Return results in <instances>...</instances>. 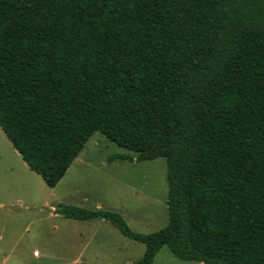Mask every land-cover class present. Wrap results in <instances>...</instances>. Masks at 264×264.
Segmentation results:
<instances>
[{"label":"trees","instance_id":"16d2710c","mask_svg":"<svg viewBox=\"0 0 264 264\" xmlns=\"http://www.w3.org/2000/svg\"><path fill=\"white\" fill-rule=\"evenodd\" d=\"M0 127L55 187L95 130L164 156L169 219L60 203L203 264H264V0H0Z\"/></svg>","mask_w":264,"mask_h":264},{"label":"rangeland","instance_id":"374dc122","mask_svg":"<svg viewBox=\"0 0 264 264\" xmlns=\"http://www.w3.org/2000/svg\"><path fill=\"white\" fill-rule=\"evenodd\" d=\"M137 152L95 130L55 187L31 170L0 127V264H132L143 243L105 219L64 217L60 203L120 212L138 232L169 219L164 156L138 161ZM38 251V253H36ZM153 264H203L164 246Z\"/></svg>","mask_w":264,"mask_h":264},{"label":"crops","instance_id":"0c3cea01","mask_svg":"<svg viewBox=\"0 0 264 264\" xmlns=\"http://www.w3.org/2000/svg\"><path fill=\"white\" fill-rule=\"evenodd\" d=\"M2 129V128H1ZM2 131H3V129H2ZM3 133L5 134V132L3 131ZM6 135V134H5ZM17 151V150H16ZM18 152V151H17ZM19 153V152H18Z\"/></svg>","mask_w":264,"mask_h":264},{"label":"built area","instance_id":"2783aa9c","mask_svg":"<svg viewBox=\"0 0 264 264\" xmlns=\"http://www.w3.org/2000/svg\"><path fill=\"white\" fill-rule=\"evenodd\" d=\"M36 253H38V251H36Z\"/></svg>","mask_w":264,"mask_h":264}]
</instances>
